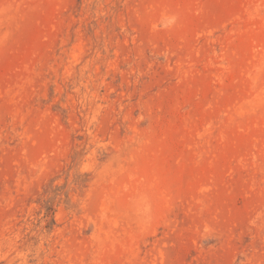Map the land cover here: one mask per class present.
Instances as JSON below:
<instances>
[{"label":"rangeland","instance_id":"374dc122","mask_svg":"<svg viewBox=\"0 0 264 264\" xmlns=\"http://www.w3.org/2000/svg\"><path fill=\"white\" fill-rule=\"evenodd\" d=\"M0 264H264V0H0Z\"/></svg>","mask_w":264,"mask_h":264}]
</instances>
